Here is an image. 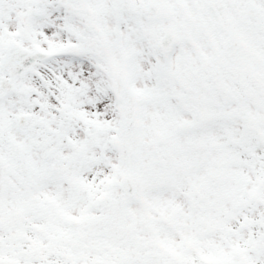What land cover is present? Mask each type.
<instances>
[{
	"label": "snow or ice",
	"instance_id": "obj_1",
	"mask_svg": "<svg viewBox=\"0 0 264 264\" xmlns=\"http://www.w3.org/2000/svg\"><path fill=\"white\" fill-rule=\"evenodd\" d=\"M0 264H264V0H0Z\"/></svg>",
	"mask_w": 264,
	"mask_h": 264
}]
</instances>
